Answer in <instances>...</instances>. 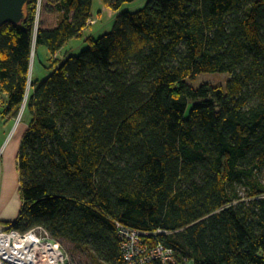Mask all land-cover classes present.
Masks as SVG:
<instances>
[{"label": "trees", "instance_id": "1", "mask_svg": "<svg viewBox=\"0 0 264 264\" xmlns=\"http://www.w3.org/2000/svg\"><path fill=\"white\" fill-rule=\"evenodd\" d=\"M92 1L52 0L56 24L35 28L29 0L0 26L2 114L30 117L7 227H43L89 264H123L117 224L156 234L176 264H264V0H147L54 59ZM39 47L52 62L41 82ZM203 73L229 79L192 87Z\"/></svg>", "mask_w": 264, "mask_h": 264}, {"label": "rangeland", "instance_id": "2", "mask_svg": "<svg viewBox=\"0 0 264 264\" xmlns=\"http://www.w3.org/2000/svg\"><path fill=\"white\" fill-rule=\"evenodd\" d=\"M147 0H135L132 3L124 4L118 11L107 7L102 0H93L91 6V17L88 27L83 31L79 38L70 39L62 48L58 60L64 56H76L82 50L88 47V40H95L102 35L112 31L116 17L125 11H137L141 9ZM47 0H37L35 7V28L39 25L53 27L58 20V13L54 9V4ZM51 55L45 47H39L37 56L34 59L32 55L30 65V75L33 79H45L51 72L48 67L52 64ZM46 75V76H45ZM229 79L227 73H203L196 77L194 81H188L192 87L197 88L202 84H210L213 86H224ZM7 106V95L0 91V113ZM24 106L21 108L19 116L13 120V129L23 124L28 118V114H24ZM61 244V243H60ZM64 253L65 264H89L88 259L78 251H70L71 245H61Z\"/></svg>", "mask_w": 264, "mask_h": 264}, {"label": "built area", "instance_id": "3", "mask_svg": "<svg viewBox=\"0 0 264 264\" xmlns=\"http://www.w3.org/2000/svg\"><path fill=\"white\" fill-rule=\"evenodd\" d=\"M116 230L123 264H176L172 249L156 240L150 241L156 234L119 224ZM52 249L58 251L59 264H65L62 247L43 227H35L26 233L8 227L0 229V264H48V250Z\"/></svg>", "mask_w": 264, "mask_h": 264}, {"label": "crops", "instance_id": "4", "mask_svg": "<svg viewBox=\"0 0 264 264\" xmlns=\"http://www.w3.org/2000/svg\"><path fill=\"white\" fill-rule=\"evenodd\" d=\"M60 51L54 56V59H57ZM34 80L41 82L43 79L41 77ZM29 120L28 115L23 124L13 129V120L3 115L2 112L0 113V229L6 228V224L16 220L22 205L16 157Z\"/></svg>", "mask_w": 264, "mask_h": 264}, {"label": "water", "instance_id": "5", "mask_svg": "<svg viewBox=\"0 0 264 264\" xmlns=\"http://www.w3.org/2000/svg\"><path fill=\"white\" fill-rule=\"evenodd\" d=\"M28 1L29 0H0V26L6 23H20L23 19L24 8ZM33 54L34 48L32 55Z\"/></svg>", "mask_w": 264, "mask_h": 264}, {"label": "bare ground", "instance_id": "6", "mask_svg": "<svg viewBox=\"0 0 264 264\" xmlns=\"http://www.w3.org/2000/svg\"><path fill=\"white\" fill-rule=\"evenodd\" d=\"M49 261L48 264H59L58 251L56 249L48 250Z\"/></svg>", "mask_w": 264, "mask_h": 264}]
</instances>
